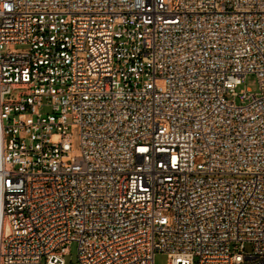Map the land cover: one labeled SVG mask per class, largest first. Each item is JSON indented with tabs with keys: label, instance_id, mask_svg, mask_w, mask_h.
Returning <instances> with one entry per match:
<instances>
[{
	"label": "built area",
	"instance_id": "1",
	"mask_svg": "<svg viewBox=\"0 0 264 264\" xmlns=\"http://www.w3.org/2000/svg\"><path fill=\"white\" fill-rule=\"evenodd\" d=\"M72 242L264 264V0H0V264Z\"/></svg>",
	"mask_w": 264,
	"mask_h": 264
},
{
	"label": "rangeland",
	"instance_id": "2",
	"mask_svg": "<svg viewBox=\"0 0 264 264\" xmlns=\"http://www.w3.org/2000/svg\"><path fill=\"white\" fill-rule=\"evenodd\" d=\"M241 89H250L251 92L256 93L259 91L258 82L255 79V76L250 74L247 75L245 80L237 90ZM69 252L65 255L66 264H80L77 258V244L72 242L68 245ZM247 250H250V247L247 245ZM168 260L167 254L159 253L155 256L154 263L155 264H166Z\"/></svg>",
	"mask_w": 264,
	"mask_h": 264
}]
</instances>
